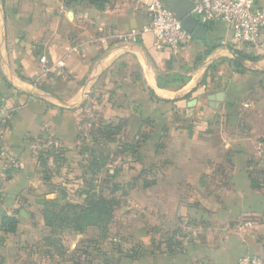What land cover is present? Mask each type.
<instances>
[{
  "label": "crops",
  "instance_id": "0c3cea01",
  "mask_svg": "<svg viewBox=\"0 0 264 264\" xmlns=\"http://www.w3.org/2000/svg\"><path fill=\"white\" fill-rule=\"evenodd\" d=\"M148 24L134 0H108L103 9L88 1L0 0V102L14 113L0 140V264H15L24 245L47 237L32 148H75L81 112L91 105L101 109L98 124L164 139L165 176L148 188L176 208L166 212L167 228L188 236L172 251L151 250L153 264L264 257V184H254L264 182V38L235 45L217 22L206 40L161 53L154 35L142 34ZM134 30L139 35L125 42ZM42 56L51 69L45 90L34 87ZM220 93L222 101L210 99ZM4 216L19 220L15 234L2 230Z\"/></svg>",
  "mask_w": 264,
  "mask_h": 264
},
{
  "label": "rangeland",
  "instance_id": "374dc122",
  "mask_svg": "<svg viewBox=\"0 0 264 264\" xmlns=\"http://www.w3.org/2000/svg\"><path fill=\"white\" fill-rule=\"evenodd\" d=\"M100 111L91 105L81 112L75 148L57 142L32 148L41 181V188H34L35 198L44 203L40 206L48 233L24 245L25 255L15 264H153L151 250L177 249L188 236L182 227L167 228L166 212L171 216L176 208L163 199L156 201L159 192L148 188L165 176L163 137L150 139L145 131L136 137L122 123L105 128L98 124ZM179 195L182 192L175 197ZM100 198L117 203L106 235L98 226L81 232L75 226L77 207ZM140 252L141 257L130 258Z\"/></svg>",
  "mask_w": 264,
  "mask_h": 264
},
{
  "label": "built area",
  "instance_id": "2783aa9c",
  "mask_svg": "<svg viewBox=\"0 0 264 264\" xmlns=\"http://www.w3.org/2000/svg\"><path fill=\"white\" fill-rule=\"evenodd\" d=\"M86 1V0H76ZM194 4L192 15L199 23L206 26L220 22L232 31V42L235 45L259 46L264 38V6L262 0H189ZM139 10L149 16V24L142 30V34H153L155 48L161 53L177 54L194 41L191 33L184 27L175 13L164 0H134ZM137 31L124 36L125 42H131ZM103 43L105 40L102 41ZM40 78L34 85L39 86L51 71L46 56L40 57ZM13 114V107L0 102V140L8 129V121ZM19 167L17 162H13ZM250 225V224H248ZM237 264H264V257L260 255H244Z\"/></svg>",
  "mask_w": 264,
  "mask_h": 264
},
{
  "label": "trees",
  "instance_id": "16d2710c",
  "mask_svg": "<svg viewBox=\"0 0 264 264\" xmlns=\"http://www.w3.org/2000/svg\"><path fill=\"white\" fill-rule=\"evenodd\" d=\"M73 1V0H72ZM91 5H94L98 7L99 9H103L105 7V4L108 2V0H86ZM210 25L206 26L209 28ZM47 82L40 83L39 87L40 89H46ZM14 113L11 116V119L13 118ZM11 119L8 121V126L11 121ZM116 128L119 126H112V125H105V128ZM141 134V133H140ZM143 134V133H142ZM145 137L147 135L145 134ZM261 179L264 180V170L261 171ZM258 179V178H257ZM254 179V184L258 188L259 185L264 184V182ZM258 183H257V182ZM44 204L43 202H40V205ZM117 205L116 202L113 200H108L105 198L100 199H93L89 201V205L87 207L79 206L77 207L80 210V214L77 215V219L75 221V226H77L81 232H83L88 227L98 226L99 229H103L104 235H106V232H104L105 227L110 222V220L113 217L115 206ZM76 208V209H77ZM44 212V211H43ZM43 215V214H42ZM45 222L47 221L46 216H44ZM1 227L2 230L7 234H15L19 227V220L15 217H8L4 216L1 221ZM169 251H172V247H167ZM141 257V252L139 254H136L135 256H132L130 258L135 259L136 257Z\"/></svg>",
  "mask_w": 264,
  "mask_h": 264
},
{
  "label": "water",
  "instance_id": "95a60500",
  "mask_svg": "<svg viewBox=\"0 0 264 264\" xmlns=\"http://www.w3.org/2000/svg\"><path fill=\"white\" fill-rule=\"evenodd\" d=\"M167 6L175 13L177 18L182 22L183 27L192 34L197 41H204L208 37V32L203 27L197 18L192 15L194 4L189 0H164ZM224 94L220 93L211 96L212 101H222Z\"/></svg>",
  "mask_w": 264,
  "mask_h": 264
}]
</instances>
